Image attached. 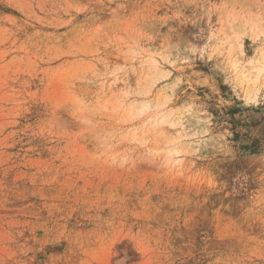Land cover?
<instances>
[{
  "label": "rangeland",
  "instance_id": "1",
  "mask_svg": "<svg viewBox=\"0 0 264 264\" xmlns=\"http://www.w3.org/2000/svg\"><path fill=\"white\" fill-rule=\"evenodd\" d=\"M263 44L264 0H0V264H264Z\"/></svg>",
  "mask_w": 264,
  "mask_h": 264
},
{
  "label": "bare ground",
  "instance_id": "2",
  "mask_svg": "<svg viewBox=\"0 0 264 264\" xmlns=\"http://www.w3.org/2000/svg\"><path fill=\"white\" fill-rule=\"evenodd\" d=\"M237 60L231 64L239 85L244 86L248 97H251L253 89L264 83V44L259 51V58L247 62V66L240 68ZM236 79V78H235ZM249 99V98H248Z\"/></svg>",
  "mask_w": 264,
  "mask_h": 264
},
{
  "label": "clouds",
  "instance_id": "3",
  "mask_svg": "<svg viewBox=\"0 0 264 264\" xmlns=\"http://www.w3.org/2000/svg\"><path fill=\"white\" fill-rule=\"evenodd\" d=\"M114 264H129V256L125 252L118 253Z\"/></svg>",
  "mask_w": 264,
  "mask_h": 264
}]
</instances>
